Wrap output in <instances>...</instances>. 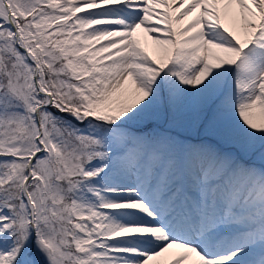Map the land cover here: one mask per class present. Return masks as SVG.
Here are the masks:
<instances>
[{"label":"snow or ice","instance_id":"obj_1","mask_svg":"<svg viewBox=\"0 0 264 264\" xmlns=\"http://www.w3.org/2000/svg\"><path fill=\"white\" fill-rule=\"evenodd\" d=\"M0 264H264V0H0Z\"/></svg>","mask_w":264,"mask_h":264},{"label":"rangeland","instance_id":"obj_2","mask_svg":"<svg viewBox=\"0 0 264 264\" xmlns=\"http://www.w3.org/2000/svg\"><path fill=\"white\" fill-rule=\"evenodd\" d=\"M229 26L231 27V24L229 23ZM140 38L142 39V41H144L145 43H147L150 47H154L151 45V40L149 38V36L147 34H141ZM222 147H225L222 145ZM225 150H230L227 147H225Z\"/></svg>","mask_w":264,"mask_h":264}]
</instances>
